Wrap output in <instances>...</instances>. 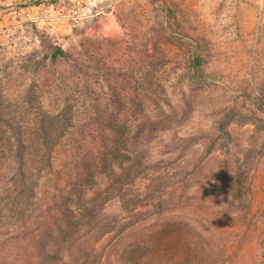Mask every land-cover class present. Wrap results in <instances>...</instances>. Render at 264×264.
Listing matches in <instances>:
<instances>
[{"label": "rangeland", "instance_id": "374dc122", "mask_svg": "<svg viewBox=\"0 0 264 264\" xmlns=\"http://www.w3.org/2000/svg\"><path fill=\"white\" fill-rule=\"evenodd\" d=\"M55 47L83 64L103 103L138 55L145 70L152 57L166 64L157 68L164 91L145 99L151 126L131 154L138 164L123 163L125 183L112 194L101 178L89 209L95 219L84 217L69 247L53 249L54 264H170L187 255L197 264H264V6L0 0L5 114L25 116L19 104L37 70L74 71L72 62L43 68ZM196 54L204 59L198 71L190 66Z\"/></svg>", "mask_w": 264, "mask_h": 264}, {"label": "trees", "instance_id": "16d2710c", "mask_svg": "<svg viewBox=\"0 0 264 264\" xmlns=\"http://www.w3.org/2000/svg\"><path fill=\"white\" fill-rule=\"evenodd\" d=\"M164 57L150 58L145 70L138 55L137 68L122 74L111 101L103 103L87 84L83 64L55 47L43 68L72 62L74 71L37 70V84L23 91L21 118L5 114L0 103V264H54L55 251L69 247L72 230L83 228L84 217L95 219L89 209L101 178L110 185L105 195L125 183L123 163L138 164L131 154L151 126L153 103L145 99L151 95L154 102L164 91L157 72ZM190 66L198 71L203 57L196 54ZM188 256L170 264H197L196 255Z\"/></svg>", "mask_w": 264, "mask_h": 264}, {"label": "built area", "instance_id": "2783aa9c", "mask_svg": "<svg viewBox=\"0 0 264 264\" xmlns=\"http://www.w3.org/2000/svg\"><path fill=\"white\" fill-rule=\"evenodd\" d=\"M252 3L260 6V7H263L264 6V0H250Z\"/></svg>", "mask_w": 264, "mask_h": 264}]
</instances>
